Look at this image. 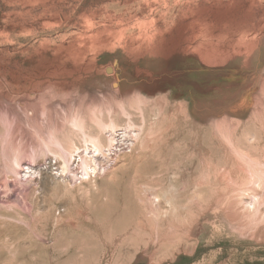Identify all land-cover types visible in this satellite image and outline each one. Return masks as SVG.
Listing matches in <instances>:
<instances>
[{"label":"rangeland","instance_id":"rangeland-1","mask_svg":"<svg viewBox=\"0 0 264 264\" xmlns=\"http://www.w3.org/2000/svg\"><path fill=\"white\" fill-rule=\"evenodd\" d=\"M253 193L264 0H0V264H264Z\"/></svg>","mask_w":264,"mask_h":264},{"label":"bare ground","instance_id":"bare-ground-1","mask_svg":"<svg viewBox=\"0 0 264 264\" xmlns=\"http://www.w3.org/2000/svg\"><path fill=\"white\" fill-rule=\"evenodd\" d=\"M43 116V115H42ZM42 116L40 115V114H38V112L36 111L35 112V117H36V119H38V120H36L35 119V121L33 122V124H36L37 126H38V122L37 121H39L40 120V118H42ZM44 117V116H43ZM44 120H45V118H44ZM42 121V120H41ZM47 121V120H46ZM49 123V122H48ZM43 125V124H42ZM60 125V124H59ZM35 126V125H34ZM58 125H55V127H57ZM42 127V126H41ZM38 128V127H37ZM39 129V128H38ZM14 131V130H13ZM13 131H11L12 133H13ZM15 132V131H14ZM22 132V131H21ZM61 133V132H60ZM16 135H17V133H16ZM15 135V136H16ZM61 135V134H60ZM19 136V135H18ZM27 139V138H26ZM47 139V138H46ZM49 139V138H48ZM47 139V140H48ZM83 142L85 143V144H87V143H89L90 144V146L95 150V151H97V152H102V149L104 148L103 146L101 147V144H100V142L101 141H99V139L98 138H84V140H83ZM43 143V150L44 151H46V153H50L51 152V155H54L53 156V158L56 160H58V163H64V168L62 167V171L65 169V167H71V165L73 164V163H75V162H77L78 163V161H76L75 160V158H74V155H78V157L80 158L79 160H81L82 159V157H81V153H82V151L81 152H77V150L79 149V147H77V146H75V145H73V144H69V143H65V142H63L59 137H58V135H57V131H54L53 132V138H52V140L50 141V139H49V141H47V142H42ZM15 144V143H14ZM110 146V148H111V146L112 145H109ZM14 147V146H13ZM25 149V148H24ZM109 149V148H108ZM84 150H87V148L85 147V149ZM17 151V152H16ZM16 157H14L17 161L19 160H21V162H22V158H24V157H22L23 155H22V152L24 151H22L21 150V148H17L16 147ZM75 152H77L76 154H74ZM90 152V151H89ZM88 152V153H89ZM29 154V156H30V158H29V156H27L28 158H29V160L31 161V159L32 158H34V155H36L35 154V152H32L31 154L30 153H28ZM15 155V154H14ZM18 155V156H17ZM20 155H22V156H20ZM27 155V154H26ZM24 156H25V154H24ZM72 157H73V159H72ZM26 158V157H25ZM68 159V160H66V161H68V162H65V159ZM27 159V158H26ZM61 160V161H60ZM20 162V163H21ZM35 166V164H32V165H28V168H30V173L31 172H34V170L36 169H33V167ZM89 164L88 163H85V165H84V168H85V170H87V168H89ZM20 168V167H19ZM61 168V167H60ZM91 168V167H90ZM67 169V168H66ZM36 171V170H35ZM65 171V170H64ZM68 174V173H67ZM25 195H26V192H25ZM253 197H256V199L255 200H253V206H252V211H254V210H257L258 211V213H259V216H258V218H257V221H259L260 220V222L262 221V224L258 227L257 226V228L256 229H254V231H253V234H254V236L255 237H259V238H264V194H261V193H253V195H252ZM250 203V204H251ZM255 203V204H254ZM249 207V209H250V206H248ZM256 221V220H255Z\"/></svg>","mask_w":264,"mask_h":264}]
</instances>
